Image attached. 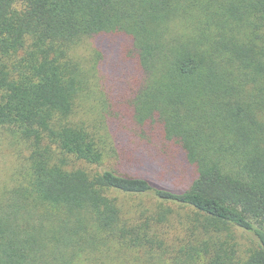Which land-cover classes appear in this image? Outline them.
I'll return each instance as SVG.
<instances>
[{"label":"trees","instance_id":"1","mask_svg":"<svg viewBox=\"0 0 264 264\" xmlns=\"http://www.w3.org/2000/svg\"><path fill=\"white\" fill-rule=\"evenodd\" d=\"M0 132V264H264V0H0Z\"/></svg>","mask_w":264,"mask_h":264},{"label":"rangeland","instance_id":"2","mask_svg":"<svg viewBox=\"0 0 264 264\" xmlns=\"http://www.w3.org/2000/svg\"><path fill=\"white\" fill-rule=\"evenodd\" d=\"M120 142L123 144L124 140L121 139ZM15 153L16 148L0 132V184L6 180L9 171L14 165ZM118 164V168L122 171L145 176L156 183L165 184L172 188H183L189 184L192 178L191 171L186 168L176 172H166L159 162L149 163L139 159L134 161L124 158L123 161H119L116 165ZM240 235V241L246 247L250 246L255 240L251 233L240 231Z\"/></svg>","mask_w":264,"mask_h":264}]
</instances>
